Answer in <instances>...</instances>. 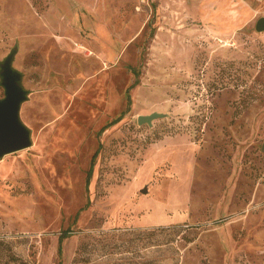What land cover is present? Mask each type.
Wrapping results in <instances>:
<instances>
[{
  "label": "rangeland",
  "instance_id": "374dc122",
  "mask_svg": "<svg viewBox=\"0 0 264 264\" xmlns=\"http://www.w3.org/2000/svg\"><path fill=\"white\" fill-rule=\"evenodd\" d=\"M261 16L264 0H0L33 140L0 159V264H81L101 231L117 246L90 264H264Z\"/></svg>",
  "mask_w": 264,
  "mask_h": 264
},
{
  "label": "water",
  "instance_id": "95a60500",
  "mask_svg": "<svg viewBox=\"0 0 264 264\" xmlns=\"http://www.w3.org/2000/svg\"><path fill=\"white\" fill-rule=\"evenodd\" d=\"M255 29L264 31V16L258 18ZM16 52L15 47L0 60V86L4 90L0 96V159L33 144L32 130L21 117L22 104L29 98L30 90L23 85V72L13 64ZM165 116L159 111L140 114L138 123L152 125L154 119ZM147 191V187L142 189L144 193Z\"/></svg>",
  "mask_w": 264,
  "mask_h": 264
},
{
  "label": "trees",
  "instance_id": "16d2710c",
  "mask_svg": "<svg viewBox=\"0 0 264 264\" xmlns=\"http://www.w3.org/2000/svg\"><path fill=\"white\" fill-rule=\"evenodd\" d=\"M97 156H98V150L93 154L91 166L87 172V183H89V181L92 177L93 164H94V161L96 160ZM183 229H184V224H173L170 226H156L153 228L139 229V230H137L136 233L138 234V239L141 241V240L145 239L146 237L157 236V233H159V232L161 233L164 231H171V232H175L176 234H180L181 232H183ZM110 232L111 231H101L99 233V235H97L94 238V240L96 242L91 241V240H85L84 242H82V244L79 246V248L77 250L75 260L79 261L81 264H90L91 256L95 252H97L99 247H104V248L108 247L107 249H109V248L111 249V246H113V248H115L117 245H114V243L112 244L110 240L108 242V239L110 238ZM67 233H69V231L64 230V232H62V234H61V237L67 236ZM126 233H127V231H126ZM106 240H107V242H104ZM122 241L124 244H129V242L132 240H130V238L128 239V238L124 237V239ZM154 244L160 246L161 242L157 240ZM126 250H128V249H126ZM112 253H114V251H110V252H106V253H102V254L108 255V254H112ZM117 264H144V262L129 260L127 262H124V263L119 262ZM157 264H162V262H160V263L158 262Z\"/></svg>",
  "mask_w": 264,
  "mask_h": 264
}]
</instances>
